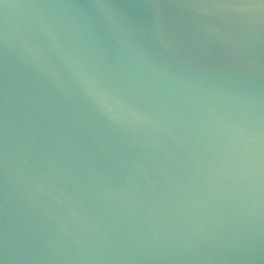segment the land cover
<instances>
[{
  "label": "water",
  "instance_id": "95a60500",
  "mask_svg": "<svg viewBox=\"0 0 264 264\" xmlns=\"http://www.w3.org/2000/svg\"><path fill=\"white\" fill-rule=\"evenodd\" d=\"M0 264H264V0H0Z\"/></svg>",
  "mask_w": 264,
  "mask_h": 264
}]
</instances>
